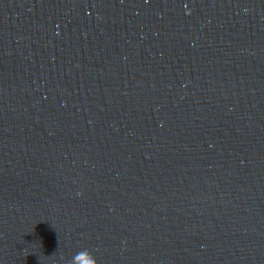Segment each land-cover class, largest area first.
I'll list each match as a JSON object with an SVG mask.
<instances>
[{
	"label": "water",
	"instance_id": "water-1",
	"mask_svg": "<svg viewBox=\"0 0 264 264\" xmlns=\"http://www.w3.org/2000/svg\"><path fill=\"white\" fill-rule=\"evenodd\" d=\"M264 264V0H0V264Z\"/></svg>",
	"mask_w": 264,
	"mask_h": 264
},
{
	"label": "clouds",
	"instance_id": "clouds-1",
	"mask_svg": "<svg viewBox=\"0 0 264 264\" xmlns=\"http://www.w3.org/2000/svg\"><path fill=\"white\" fill-rule=\"evenodd\" d=\"M69 264H98V262L89 250L83 249L73 255Z\"/></svg>",
	"mask_w": 264,
	"mask_h": 264
}]
</instances>
